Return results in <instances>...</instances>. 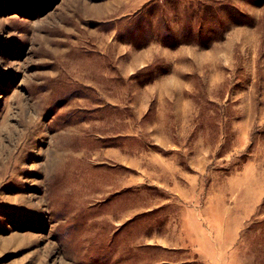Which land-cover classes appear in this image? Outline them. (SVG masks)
<instances>
[{"label": "rangeland", "instance_id": "rangeland-1", "mask_svg": "<svg viewBox=\"0 0 264 264\" xmlns=\"http://www.w3.org/2000/svg\"><path fill=\"white\" fill-rule=\"evenodd\" d=\"M185 229L264 264V0H0V264H204L141 245Z\"/></svg>", "mask_w": 264, "mask_h": 264}, {"label": "crops", "instance_id": "crops-1", "mask_svg": "<svg viewBox=\"0 0 264 264\" xmlns=\"http://www.w3.org/2000/svg\"><path fill=\"white\" fill-rule=\"evenodd\" d=\"M125 216L128 217L129 213H128V215L126 214ZM164 230L158 232L156 235L153 233L147 232L145 234L146 235L145 240L143 243H141V245L149 246V247L156 246L154 249H156L157 252L160 249L162 255L165 254L164 253L165 250L171 251V249H173L172 252H174L178 249L186 250L189 253H190V251H193V253H194L193 257L194 258L198 257V259L203 261L204 264H213L212 261H214V259H213L214 247L209 242V240L212 239L211 238L212 236L210 233L205 234L206 237H208V238L204 237L203 241L195 242V240H196L195 233L193 231L191 232V230L185 229L186 233L175 234V236L173 238L168 237L169 234L165 233ZM226 231H227L226 228L224 229L223 227H220V229L218 230L216 235H218L222 238L226 237L228 235ZM199 235H203V234L199 233ZM233 235H234V233L229 234V236L231 238L234 237ZM195 254H196V256H195ZM164 263H166V260L164 258L157 260V262H156V264H164Z\"/></svg>", "mask_w": 264, "mask_h": 264}]
</instances>
